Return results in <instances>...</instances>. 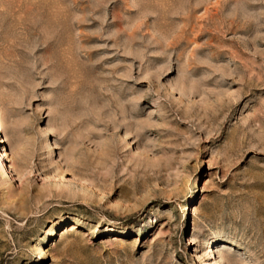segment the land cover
<instances>
[{"label": "rangeland", "instance_id": "rangeland-1", "mask_svg": "<svg viewBox=\"0 0 264 264\" xmlns=\"http://www.w3.org/2000/svg\"><path fill=\"white\" fill-rule=\"evenodd\" d=\"M0 264H264V0H0Z\"/></svg>", "mask_w": 264, "mask_h": 264}, {"label": "bare ground", "instance_id": "bare-ground-1", "mask_svg": "<svg viewBox=\"0 0 264 264\" xmlns=\"http://www.w3.org/2000/svg\"><path fill=\"white\" fill-rule=\"evenodd\" d=\"M2 156H6L5 152H2Z\"/></svg>", "mask_w": 264, "mask_h": 264}]
</instances>
